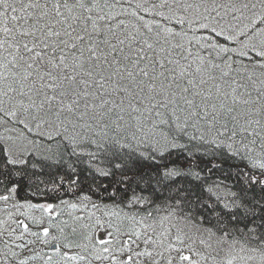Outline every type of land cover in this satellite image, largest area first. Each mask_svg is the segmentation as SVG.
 Wrapping results in <instances>:
<instances>
[{"label": "snow or ice", "instance_id": "obj_1", "mask_svg": "<svg viewBox=\"0 0 264 264\" xmlns=\"http://www.w3.org/2000/svg\"><path fill=\"white\" fill-rule=\"evenodd\" d=\"M0 264H264V0H0Z\"/></svg>", "mask_w": 264, "mask_h": 264}]
</instances>
